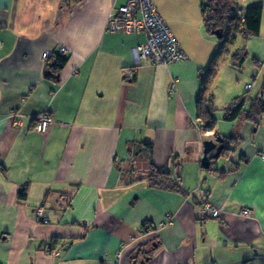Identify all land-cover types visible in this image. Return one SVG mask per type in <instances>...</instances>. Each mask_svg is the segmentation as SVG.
I'll return each instance as SVG.
<instances>
[{
    "label": "crops",
    "instance_id": "1",
    "mask_svg": "<svg viewBox=\"0 0 264 264\" xmlns=\"http://www.w3.org/2000/svg\"><path fill=\"white\" fill-rule=\"evenodd\" d=\"M0 264H39L27 0H0Z\"/></svg>",
    "mask_w": 264,
    "mask_h": 264
},
{
    "label": "trees",
    "instance_id": "2",
    "mask_svg": "<svg viewBox=\"0 0 264 264\" xmlns=\"http://www.w3.org/2000/svg\"><path fill=\"white\" fill-rule=\"evenodd\" d=\"M20 194H21V195L26 194V189L22 190V191L20 192Z\"/></svg>",
    "mask_w": 264,
    "mask_h": 264
},
{
    "label": "built area",
    "instance_id": "3",
    "mask_svg": "<svg viewBox=\"0 0 264 264\" xmlns=\"http://www.w3.org/2000/svg\"><path fill=\"white\" fill-rule=\"evenodd\" d=\"M15 114V113H14ZM20 124V122H18Z\"/></svg>",
    "mask_w": 264,
    "mask_h": 264
}]
</instances>
